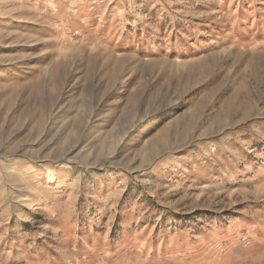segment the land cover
<instances>
[{"label": "rangeland", "instance_id": "rangeland-1", "mask_svg": "<svg viewBox=\"0 0 264 264\" xmlns=\"http://www.w3.org/2000/svg\"><path fill=\"white\" fill-rule=\"evenodd\" d=\"M0 264H264V0H0Z\"/></svg>", "mask_w": 264, "mask_h": 264}, {"label": "bare ground", "instance_id": "bare-ground-1", "mask_svg": "<svg viewBox=\"0 0 264 264\" xmlns=\"http://www.w3.org/2000/svg\"><path fill=\"white\" fill-rule=\"evenodd\" d=\"M48 178L50 179V181H54L55 179V176L53 175L52 172H49L48 173ZM44 189H43V186L41 183H38L36 186H35V190L33 191V194L36 195L37 198H42L44 196ZM39 193V194H38Z\"/></svg>", "mask_w": 264, "mask_h": 264}]
</instances>
